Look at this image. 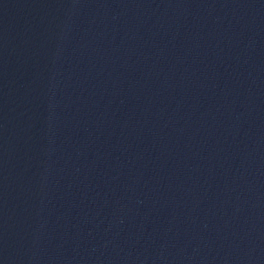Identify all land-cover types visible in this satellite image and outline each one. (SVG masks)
I'll list each match as a JSON object with an SVG mask.
<instances>
[{"label": "water", "instance_id": "1", "mask_svg": "<svg viewBox=\"0 0 264 264\" xmlns=\"http://www.w3.org/2000/svg\"><path fill=\"white\" fill-rule=\"evenodd\" d=\"M0 264H264V0H0Z\"/></svg>", "mask_w": 264, "mask_h": 264}]
</instances>
